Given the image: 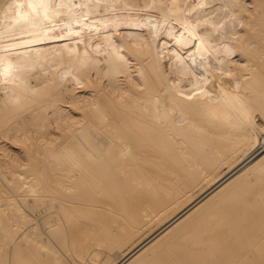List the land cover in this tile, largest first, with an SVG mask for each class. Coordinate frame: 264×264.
Listing matches in <instances>:
<instances>
[{
  "label": "bare ground",
  "instance_id": "1",
  "mask_svg": "<svg viewBox=\"0 0 264 264\" xmlns=\"http://www.w3.org/2000/svg\"><path fill=\"white\" fill-rule=\"evenodd\" d=\"M33 1L60 8L63 24L40 29L35 20L38 18L19 19L25 14L22 9L14 14L16 22L5 19V27L16 23L13 28L16 30L2 28L7 38L0 37V83L18 78L24 88L19 80L21 89H10L6 86L8 82L0 86V126L15 120L16 125L11 129L25 131L24 111L33 109V103L46 105L40 117L46 115V108L58 107L56 99L46 98L38 90L53 84L65 86L66 80H73L69 76L72 73L87 82L93 73L89 74L87 53L82 48L92 36L93 28L125 37L121 31L124 25L117 31L113 27L117 20L126 21L132 40L141 39L140 43L144 42L148 49L146 57L138 58L139 78L128 77L122 85L119 78L129 76V60L123 59L126 54L123 52L129 46L113 41L114 46H109L111 66L122 70L109 75L113 89L110 105L100 103L105 90L99 93L100 82L96 86L93 80L90 89L94 98L80 94L81 98L72 99L80 100L82 114L91 117L79 126L77 136L60 143L59 147L39 143L38 146L30 137L36 146L31 143L29 152L33 146L39 150L42 147L44 164L36 166L38 157L36 164L30 157L33 152L27 153L26 149L30 162L35 164L32 162V167H28L31 176L27 171L29 178L15 171L18 177H14V198L0 200V264L21 261L24 244H35L36 249L44 251L40 260L45 264H67L50 241L59 239L60 232L75 214L86 218L80 226L85 236L76 247L81 264L84 261L87 264H147L155 258L158 264H264V193L256 192L254 200L248 193L252 187L249 181L241 179L251 167L264 176V116L251 122L250 118L246 119L247 103L241 110L246 112L245 118L240 111L242 119L234 115L237 110L228 107L234 89L247 91L243 92L249 102L252 100L250 93L246 96L248 89L256 93L264 90V0ZM48 11L49 8L42 10L41 17ZM189 13L192 15L187 17ZM139 14L143 18L139 19ZM142 24L150 27L144 34L140 30ZM186 24L190 30L183 32L178 44L169 48L168 42L177 36L174 30ZM193 31H198V36L191 40L188 35ZM77 47L80 51L69 59L67 68L66 55L64 62L56 53L62 50L71 54ZM139 55H133L134 59ZM172 56L173 65L167 63ZM61 60L66 69L62 68ZM76 60L81 61V67L73 66ZM55 65L65 71L54 70ZM49 69L50 76L39 75L40 71ZM120 71L124 73L118 74ZM85 85L81 84L82 88ZM74 86L71 81L65 91L70 94ZM252 98L256 99L253 94ZM256 100L251 104L259 105ZM227 111H235L229 112L235 116L232 115L234 119L231 114L228 116L231 123L226 117L220 120L223 124L217 122ZM213 119L216 120L212 122ZM59 120L56 118L54 122L60 125ZM224 120L234 126L239 123L236 127H240L245 141L240 150L245 154L230 164L225 173L218 174L220 165L230 161L239 150L232 141L227 143L232 137L224 140L230 134L228 129L223 136ZM39 126L48 125L41 120ZM64 133L62 138L69 134ZM5 155L3 160L19 158L9 152ZM1 159L2 155L0 162ZM205 182L208 185L194 194ZM154 222L158 223L154 230L124 250ZM163 248L174 252L172 259L149 254Z\"/></svg>",
  "mask_w": 264,
  "mask_h": 264
},
{
  "label": "rangeland",
  "instance_id": "2",
  "mask_svg": "<svg viewBox=\"0 0 264 264\" xmlns=\"http://www.w3.org/2000/svg\"><path fill=\"white\" fill-rule=\"evenodd\" d=\"M18 1H20V5H19V2ZM59 1H62V0H56V2H59ZM4 2V3H3ZM22 2V3H21ZM7 5H6V4ZM29 3V4H28ZM39 4V5H38ZM17 5H18V7H17ZM28 6V7H27ZM49 6V7H48ZM31 7V8H30ZM52 5H50V4H48V3H40V2H37V1H33V0H0V23H1V27H0V37H2L3 39H5L6 40V34H5V31L4 30H6L5 28H10V29H7L8 31H13V30H16V29H13L14 27L16 28V23L14 24L13 23V26L11 25H7L6 27H5V25L7 24V22H10V21H12L13 20V22H16L17 21V18H15L14 19V14L16 13V12H18L19 10H21L22 9V11H24L25 12V14L21 17V18H19V19H23V20H29L30 18H32V17H34V19L35 18H38V19H35L36 20V24H37V26L40 28V29H46L48 26H55V24L56 25H61V24H63V22L60 20V15L59 14H61V11H60V8L58 9V8H55V7H52ZM49 8V11H48V13L47 14H43L42 15V17H41V12H42V10H46V9H48ZM53 8H55V9H53ZM25 9V10H24ZM57 9V10H56ZM27 10V11H26ZM5 11V12H4ZM3 12V13H2ZM10 13V14H9ZM51 13H53V14H51ZM11 16H9V15ZM33 14L35 15V14H37V16L38 17H36V16H33ZM8 15V16H7ZM53 15H54V17H53ZM56 15H58V16H56ZM192 15V13H189V14H187L186 16L188 17H190ZM4 17V18H2V17ZM143 15L142 14H139V16H138V18L139 19H141V18H143L142 17ZM9 17V18H8ZM55 17H57V18H55ZM59 17V18H58ZM41 18V19H40ZM55 18V19H54ZM5 19H9V21H7L6 22V20ZM5 20V21H4ZM54 20H56L55 22H54ZM58 21V22H57ZM61 21V22H60ZM3 23H5V24H3ZM47 25H46V24ZM115 24H114V27H113V29H115L116 31L117 30H119L120 29V27L121 26H125V29H122L121 31L124 33V36L126 37H122L121 35H119V36H121V37H119L118 35H116L115 33H113V32H109V33H106V32H104L102 29H100V28H93V30L91 31V34H92V36L89 38V40H87V42H86V44L84 45V48H82V51L87 55V57H86V64H87V69L89 70V74L91 75V73H93L92 74V76L87 80V82H82V77L80 78V76L77 74V73H72V74H70L69 76L70 77H73L72 79L73 80H66L65 81V86H64V83L61 85H55V84H53L52 85V87H45V88H41L40 90H38V91H40V92H42L43 91V94H45V96H46V98L48 97V98H51V96H52V98H54V99H56V102H57V104H58V107L55 109V108H50V110L48 109V108H46L44 111H45V113H46V115H43V117H40V114L43 112V107L44 106H46V105H43L42 103H39L38 104V102L37 103H35L36 104V106H35V104L33 103L32 104V107L31 108H33V109H30L29 111H24L25 112V114H24V127H25V131H22L21 129L20 130H17L16 132L15 131H13V129H11V127L13 128L16 124H15V120H13L12 122H9V124L8 125H6L5 127L4 126H0V147L1 146H6V148L7 149H5V151H2L1 149H0V155H2V159H1V162H0V200L1 201H5L6 200V198H7V200L8 199H10V198H14V192H13V186L15 185V183L16 182H14V181H16L15 180V178L16 177H18V174L15 172V171H18V172H21V173H23V175H24V173H25V175L27 174V175H29V173H30V171L28 170V169H30V168H28V167H32V165H31V163L34 161L36 164H37V162L36 161H38V165H36V166H42L44 163H43V160H42V158H41V156H42V154L41 153H43L44 151H43V148L41 147L40 149L42 150H39V149H37L38 148V146H40V145H44V146H48V147H50L51 145H57L58 147H59V145H60V143L62 144V143H67V141L68 140H70V139H72V138H74L75 136H77V130L78 129H80V125H82V124H86V120L87 119H90L91 117L88 115V117H86V113L84 114H82V107H80L79 105H81V102H80V100L79 101H74V100H72V99H75V96L76 97H79V98H81V95L82 94H84V97L86 96L87 98H89V99H91V98H94V96H93V93H92V90L93 89H90V85H91V83L93 82V80H94V82L92 83V84H94V85H96V86H98V84H99V82H100V84H101V86H100V84H99V87L98 88H100V87H102V88H100L99 90V93L100 92H102V91H104V92H102L103 94H102V96L105 94V96L104 97H102V98H106V100L105 99H101V97L99 98L100 99V103L102 104V105H110V101H111V99L109 98V96H111V98H112V93H113V89H112V87L109 85V81H110V76H111V74H112V72L114 71H116V70H122V68L121 67H117V69L116 68H114V69H112V66L111 65H113L112 64V62L110 61L111 60V53H109L110 52V47L111 46H114V42L116 41V43H119V44H121L122 45V43L126 46V47H128V48H126L127 50L128 49H131V51H133V49L132 48H134L135 47V50L131 53L129 50L127 51L126 49H125V51L123 52L125 55H124V58L123 59H128L129 60V65H130V70H128V72L127 73H129V76H127V77H125V79H123V78H119L120 79V81L119 82H122V85H124V83H126V80H127V78L129 77H133V78H135L136 77V79H138L139 78V73H138V71H137V66H138V64H137V62H138V58H140V59H143L144 57H146L147 56V49H148V45H146L144 42H141L140 43V41H141V39H138V42H137V40L136 41H133L132 40V33L130 32V30H129V25H127L128 23H126V21H118L117 20V22L115 21L114 22ZM126 25H125V24ZM188 24H190V23H188ZM192 25V24H191ZM127 26H128V28H127ZM144 26H145V28H144ZM187 26H189V25H185V26H178L174 31L177 33V38L176 37H174V38H172V39H170V41L168 42V44H169V48L170 47H172V46H175V45H177L178 44V42L183 38V32H185V33H187V31L188 30H190V29H188V27ZM42 27V28H41ZM193 27H195V25L193 24ZM4 30H3V29ZM30 28V27H29ZM28 28V29H29ZM146 28H147V30L149 29L150 30V27L148 28L146 25H141V28H140V30H141V33H143L144 34V32H147V30H146ZM128 29V30H127ZM183 31H182V30ZM25 30H27V28H25ZM94 31V32H93ZM129 31V32H128ZM7 32V31H6ZM93 32V33H92ZM175 33V34H176ZM184 33V34H185ZM198 31H196V33H195V31H193V33H191L190 35H188V37L189 38H191V40H194L195 38H197V36H198ZM145 34H148V33H145ZM197 34V35H196ZM114 35V36H113ZM107 36V37H106ZM111 37V38H110ZM119 37V38H118ZM180 37V38H179ZM123 38H124V41H123ZM110 39H112V40H110ZM122 39V40H121ZM143 39V38H142ZM152 39V38H151ZM144 40V39H143ZM176 40V41H175ZM114 41V42H113ZM123 41V42H122ZM131 41V42H130ZM127 43V44H125V43ZM106 43H107V45H106ZM134 43V44H133ZM174 43V44H173ZM144 44H145V46H144ZM110 46V47H109ZM124 46V47H125ZM147 46V47H146ZM107 47V48H106ZM105 48V49H104ZM140 48H143V50L142 49H140ZM147 48V49H146ZM76 49V48H75ZM90 49V50H89ZM77 50H79V48L77 47V49L76 50H74V52L73 53H71V54H68V53H66V52H63L62 50H60V52H58V53H56V55L57 56H60L59 58H62V60L64 61V59L66 60V58H67V64L65 65V61L63 62L62 60V62H61V66H62V68H64L65 66L68 68V64H70V60H72V57L74 56V54H75V57L78 55V51ZM80 51V50H79ZM95 53H94V52ZM146 52V54H145V52ZM131 54H133V55H139V56H141V57H136L135 59H134V56L133 55H129L130 53ZM136 52H137V54H136ZM141 52V53H140ZM59 53H60V55H59ZM66 55V58H63V57H65V55ZM68 54V55H67ZM77 54V55H76ZM97 54H99V55H97ZM62 55V56H61ZM64 55V56H63ZM70 55V56H69ZM131 56V57H130ZM90 57V58H89ZM171 58H173V56L172 57H168V59H167V63H169V64H172L173 65V61H172V59ZM70 59V60H69ZM97 59H99V60H101V61H99V60H97ZM109 59V60H108ZM134 59V60H133ZM137 60V61H136ZM135 61V62H134ZM53 63H55V61H52ZM134 62V63H133ZM90 63V64H89ZM93 63V64H92ZM133 63V64H132ZM95 64V65H94ZM65 65V66H64ZM68 65V66H67ZM81 65H82V63H81V61H79V60H76V61H74L73 62V66L74 67H76V66H78V67H81ZM96 66L97 65V68L96 67H93V66ZM61 66H57V65H55V66H53V68H54V70H56V71H62V72H64L65 71V69H66V67H65V69L63 70H61ZM102 66V67H101ZM58 69H57V68ZM102 69H101V68ZM52 68V69H53ZM95 69V70H94ZM51 69H49V70H45V71H40L39 72V75L42 77V76H45L46 74V76H50L49 74L51 73V71H50ZM109 70V71H108ZM50 71V72H49ZM58 71V72H59ZM46 73V74H45ZM124 72H119L118 74H123ZM72 75V76H71ZM78 75V76H77ZM110 75V76H109ZM68 76V77H69ZM77 76V77H76ZM78 78V79H77ZM106 78V79H105ZM19 79L18 78H15V80L13 79L11 82H6V81H4V82H2V83H0V86H4V85H6L5 83H7V85L6 86H8L10 89L12 88V89H21V87H20V84H21V86H22V88H24V86L22 85L23 83L21 82L20 83V80H19V83L20 84H18V81ZM71 81H72V83H73V86H74V89H72L71 90V93L70 94H68L66 91H65V89H67L66 88V85H68V84H70L71 83ZM79 81V82H78ZM53 83L55 82V80L54 81H52ZM78 82V83H77ZM4 83V84H3ZM11 85H10V84ZM13 83H17V84H13ZM87 83L89 84V86L87 85ZM2 84V85H1ZM81 84H82V86H83V84L87 87L88 86V88H86L85 86V88L83 89L82 88V86H81ZM17 85H19V86H17ZM13 86V87H12ZM57 86H59L58 88H57ZM81 88H80V87ZM19 87V88H18ZM76 88H78V90L76 89ZM92 88V87H91ZM134 88H136V87H133L132 89H134ZM43 89V90H42ZM54 89H56L55 91H54ZM80 89V90H79ZM136 89H139V88H136ZM58 90V91H57ZM61 90V91H60ZM75 90V91H74ZM102 90V91H101ZM239 89H234L233 90V92H232V94L233 95H231L232 97L230 98V100L228 101V104H229V106L228 107H231V110H233V109H235V111L237 110L238 112H236L234 115L235 116H239V119H242V118H240L242 115V113H243V115H244V113L246 114V112H247V115H246V119L247 120H249V118H250V120L249 121H251V122H256V120H257V117L258 116H261V117H263L264 116V90H262V91H260L259 93H256V92H254V91H252V90H250V89H248V93H247V97H248V95L250 96V94H251V97H250V100H252L253 101V103H255L254 101L256 100V103H259V105L257 104V106H256V104H255V106H254V104L252 103L251 104V102L252 101H248V98L246 99L245 98V95H244V92L243 91H245V90H243V89H240L241 90V94L239 93V91H238ZM249 90H250V92H249ZM73 91V92H72ZM237 91H238V93H237ZM21 92V91H20ZM20 92H19V94H20ZM51 92V93H50ZM61 92V93H60ZM247 91H245V93H246ZM74 93V94H73ZM250 93V94H249ZM255 93V94H254ZM81 94V95H80ZM252 94H253V97H256V99L254 100V98H252ZM258 94V95H257ZM242 95H244V96H242ZM255 95V96H254ZM74 98H73V97ZM90 96V97H89ZM108 96V97H107ZM237 96V97H236ZM62 97V98H61ZM83 98V97H82ZM236 100H235V99ZM107 99H109L108 100V102H107ZM104 100V101H103ZM259 100V101H258ZM262 100V101H261ZM105 101H106V103H105ZM233 102L232 104H231V102ZM240 101H242V102H240ZM45 102V101H44ZM46 102H47V99H46ZM247 103V105L245 106V104ZM38 104V105H37ZM243 104H244V106L246 107V109L248 108V110H246V112H242L243 111V109H245V107L243 106ZM73 106V107H72ZM234 106V107H233ZM237 106V107H236ZM42 107V108H41ZM76 107V108H75ZM258 107V109H256ZM34 108H37V109H34ZM61 108V109H60ZM74 108V109H73ZM233 108V109H232ZM42 109V110H41ZM76 109V110H75ZM229 110H230V108H228ZM37 110H40L39 112L37 111ZM61 110V111H60ZM79 110H81V112L79 111ZM84 110V109H83ZM242 110V111H241ZM42 111V112H41ZM51 111H53V113L51 112ZM60 111V112H59ZM85 111V110H84ZM89 111H92V110H89ZM235 111H233V112H235ZM240 111L242 112V113H240ZM47 112H48V114H47ZM229 112H232V111H229ZM229 112L227 111V113H225V114H223V118L221 119V117H219L218 119L219 120H216V119H213V120H211L212 122H214V120H216L217 122H219L220 120H223L225 117L227 118V120L231 117L232 119H234L233 118V114H231V116L230 117H228L230 114H229ZM232 112V113H233ZM30 113H32V114H30ZM35 113V114H34ZM37 113V114H36ZM45 113H43V114H45ZM60 113H61V115H60ZM65 113V114H64ZM57 114V115H56ZM237 114V115H236ZM239 114V115H238ZM32 115V116H31ZM38 115H39V117H38ZM54 115V116H53ZM63 115V116H62ZM84 115V116H83ZM224 115H226V116H224ZM233 115V116H232ZM241 115V116H240ZM42 116V115H41ZM46 118H45V117ZM47 116L49 117V118H47ZM79 116V117H78ZM234 116V117H235ZM27 117V118H26ZM73 117V118H72ZM56 118H60V120H59V122H60V125L59 124H56V122H54L55 121V119ZM225 118V119H226ZM243 118H245V115L243 116ZM43 119H45V120H43ZM54 119V120H53ZM83 119H84V121H83ZM245 119V120H246ZM41 120H42V122H44V123H47V125L48 126H46V128H43V127H41V126H39L38 127V125H39V123L41 122ZM65 120V121H64ZM52 121H53V124L51 125L50 123H52ZM76 122H78V123H76ZM223 122H227L226 124L224 123V125H226L225 126V128L224 127H222V129H223V136L225 137L226 135H224L225 133H227V131L226 130H230V131H228V136L227 137H223L224 138V140L226 141V138H228L229 136L230 137H232V139L230 140V142H227V143H232L233 144V146L235 147V149H239V150H237L236 152H235V155L233 156V158L230 160V161H228V162H223L221 165H220V167H219V170H218V174H223V173H225L226 172V170L228 169V167L230 166V164H232V163H234V162H236L237 160H239L240 158H242L243 156H244V154H245V152H242L240 149L242 148V147H244V139L241 137V135H240V127L239 128H237L238 126H240L239 125V123H238V125H235L234 126V123H232V124H230L231 122H230V119H229V122L228 121H226V120H224ZM34 123V124H33ZM65 123V124H64ZM219 123H222L221 121L219 122ZM229 123V124H228ZM27 124H30V125H27ZM67 124V125H66ZM223 124V123H222ZM27 125V126H26ZM33 125V126H32ZM50 125V126H49ZM65 125H66V128H65ZM233 125V126H232ZM54 126V127H53ZM237 126V127H236ZM7 127V128H6ZM35 127V128H34ZM78 127V128H77ZM231 127V128H230ZM5 128V129H4ZM53 128H55V129H53ZM76 128V129H75ZM4 129V130H3ZM6 129H7V132H6ZM8 129H10L11 130V134H8V133H10L9 131L10 130H8ZM34 129V130H33ZM36 129V130H35ZM38 129V130H37ZM50 129V130H49ZM73 129H74V131H73ZM224 129H225V131H224ZM235 129V130H234ZM238 129V130H237ZM29 132H28V131ZM40 130V131H39ZM46 130V131H45ZM76 130V131H75ZM233 132H232V131ZM237 130V131H236ZM239 131V132H238ZM13 132H14V134H13ZM23 132H25V133H23ZM61 132V133H60ZM64 132H66V133H69V134H67V136H66V138H67V140H65L64 141V138H62V134H64V135H66ZM71 132H72V134H71ZM74 132H76V133H74ZM222 132V131H221ZM231 132L233 133V134H231ZM237 132H238V134H237ZM29 133V134H28ZM14 135V138H13V135ZM61 134V135H60ZM237 136H236V135ZM11 135V136H10ZM50 135V136H49ZM63 135V136H64ZM8 136H10V137H8ZM234 136V137H233ZM20 137V138H19ZM30 137H31V139L33 140V142L34 143H36L37 145H38V143L40 144V145H38L37 146V148L35 147L36 145L32 142V140L30 139ZM51 137V138H50ZM54 137V138H53ZM235 137H237L238 139H236ZM241 137V138H240ZM10 138V139H9ZM36 138V139H35ZM47 138V139H46ZM65 138V139H66ZM229 138L227 139V140H229ZM263 138H264V135H263ZM12 139V140H11ZM13 139H15V140H13ZM56 139V140H55ZM222 139V138H221ZM220 139V140H221ZM236 139V140H235ZM2 140V141H1ZM21 140V141H20ZM30 140V141H29ZM46 140V141H45ZM61 142H60V141ZM232 141V142H231ZM235 141V142H234ZM1 142H2V144H1ZM4 142V143H3ZM7 142V143H6ZM21 142H24L27 146H25V144L23 143L22 145H24V146H22L21 145ZM26 142H28V143H26ZM50 142V143H49ZM15 143H16V145H15ZM31 143H32V145L34 144L35 146H33L32 147V150L29 152V149H31ZM47 143V144H46ZM55 143H57V144H55ZM225 143V142H224ZM29 144H30V146H29ZM8 145V146H7ZM21 145V146H20ZM24 148V149H23ZM26 149H28V151H26ZM11 150V151H10ZM24 150V151H23ZM45 150V149H44ZM15 151V152H14ZM28 153H30L31 154V152H33V154L35 153V155H33V154H31L30 155V157L32 158V162H30V160H31V158L29 157V154H27L26 152ZM7 152H9V153H12V154H17L18 155V160L17 159H14V160H12V159H8V158H6V159H8V160H3L4 158H5V153H7ZM26 154H25V153ZM241 153V154H240ZM33 156H35V157H33ZM38 157V160H37V157ZM34 158V159H33ZM20 159V160H19ZM41 159V160H40ZM9 160H11V161H9ZM3 161H5L4 163H3ZM7 161V162H6ZM40 161H42V163L40 162ZM10 162H12V165H11V163ZM18 162H21L22 163V165H18ZM34 162H33V164H34ZM39 162H40V165H39ZM16 163V164H15ZM6 165V166H5ZM14 165V166H13ZM18 165V166H17ZM29 165V166H28ZM35 165V164H34ZM33 165V166H34ZM17 166V167H16ZM27 166V167H26ZM13 167H16L17 168V170H16V168L14 169ZM21 167V168H20ZM21 170H20V169ZM12 169H14V170H12ZM19 169V170H18ZM23 169V170H22ZM25 169H27V170H25ZM5 170V171H4ZM9 170V171H8ZM11 171V172H10ZM24 171V172H23ZM25 171H27V173L25 172ZM254 171V172H253ZM12 172H14V173H12ZM10 179L9 181H7L6 179H5V176H4V174ZM260 174H262V175H260ZM26 175V176H27ZM29 176H31V174L29 175ZM29 176H27V178H29ZM15 177V178H14ZM13 178H14V180H13ZM252 178V179H251ZM264 176H263V173H261V172H259V171H256V169L255 168H249L246 172H245V174H244V176L241 178V179H243V181H249V186L251 187V188H249V190H248V193H250V196L252 195V197L254 198V200L255 199H257V196H256V198L254 197L255 195H256V192H257V194H262V193H264ZM12 179V180H11ZM2 180V181H1ZM5 180V181H4ZM2 182V183H1ZM5 182H7V183H5ZM10 183V184H9ZM12 183H14V184H12ZM4 184L5 185H7L6 187H4ZM8 185L10 186L11 185V187H8ZM208 185V182H205V183H203V184H201L199 187H197L195 190H194V194H197L198 192H200V190H202V189H204L206 186ZM8 188V189H7ZM10 188V189H9ZM8 190H10V192L8 191ZM12 190V191H11ZM7 191V192H6ZM15 191V190H14ZM9 192V193H8ZM254 195V196H253ZM10 197V198H9ZM264 199V198H263ZM262 199V201H264ZM10 201H11V199H10ZM73 219L72 220H70V222H69V224H67L66 226H65V228H63V230L60 232V236H58L59 237V239L57 238V237H55V238H53V240L52 241H50V244H51V246L57 251V254H59L60 256H61V258L65 261V262H67V264H81V262H78V259L79 260H81L80 258H79V255H77L76 254V247H78L79 246V244H81V242L83 241V237L85 236V232H84V229L82 228V227H80L81 226V223H84V221H85V217H83L82 215H80V214H75L74 215V217H72ZM76 224V225H75ZM74 225V226H73ZM79 225V226H78ZM157 225H158V223L157 222H154V223H152V224H150L144 231H142L140 234H138L137 236H136V238L133 240V242L132 243H129L127 246H125V248H124V250H127L128 248H130V246H132L133 244H135L136 242H138L139 240H141L142 238H144L147 234H149L152 230H154L156 227H157ZM78 227V228H77ZM80 228V229H79ZM79 231H78V230ZM68 232V233H67ZM71 232V233H70ZM61 237H63V238H61ZM59 245V246H58ZM22 248V247H21ZM37 247L35 246V244H24L23 245V248H22V251L24 252V255H23V259L22 260H25V263H24V261H20V260H14L13 262H11L10 264H45V262H43V261H41L40 259H41V257H42V255H41V253L42 252H44V251H39V249H36ZM65 248H67V249H65ZM70 249V250H69ZM45 250V249H44ZM47 251V250H46ZM71 251V252H70ZM22 252V253H23ZM26 253H27V255H28V257H27V255H26ZM174 252L173 251H171L170 249H166V248H163V249H155L154 251H151L149 254L150 255H152V254H156V255H159L160 257H169L170 259H172V257H173V254ZM67 254V255H66ZM47 255H50V254H48V252H47ZM65 255H66V257H65ZM155 255V256H156ZM24 256H26V257H24ZM63 256V257H62ZM30 257V258H29ZM29 258V259H28ZM69 259V260H68ZM84 263L85 264H87L85 261H84ZM83 263V264H84ZM174 263V262H173ZM5 264H9V263H5ZM147 264H158V259H154V260H151V261H149V263H147ZM174 264H176V263H174ZM190 264V263H189Z\"/></svg>",
  "mask_w": 264,
  "mask_h": 264
}]
</instances>
